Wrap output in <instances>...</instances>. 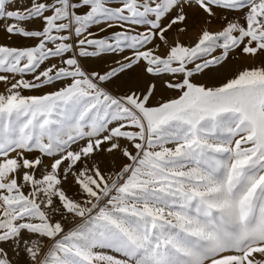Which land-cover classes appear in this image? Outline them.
Returning a JSON list of instances; mask_svg holds the SVG:
<instances>
[{"label": "snow or ice", "instance_id": "1", "mask_svg": "<svg viewBox=\"0 0 264 264\" xmlns=\"http://www.w3.org/2000/svg\"><path fill=\"white\" fill-rule=\"evenodd\" d=\"M0 264H264V0H0Z\"/></svg>", "mask_w": 264, "mask_h": 264}]
</instances>
